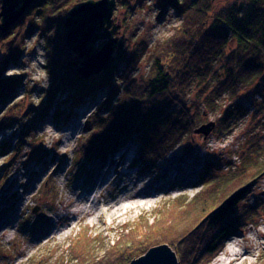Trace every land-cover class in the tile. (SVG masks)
<instances>
[{"label": "rangeland", "instance_id": "obj_1", "mask_svg": "<svg viewBox=\"0 0 264 264\" xmlns=\"http://www.w3.org/2000/svg\"><path fill=\"white\" fill-rule=\"evenodd\" d=\"M214 1L222 11L233 2L244 10L249 0ZM113 19L120 27L108 38L97 40L92 52L105 40L117 38L112 58L120 53L117 71L122 74L114 75L113 83L120 89L133 78L146 77L150 53L172 33L182 17L172 5L160 9L154 0H119ZM45 43L44 33L35 28L25 36L18 60L6 61L0 52V76L17 80L10 97L0 104V118L7 111V117H18L0 127V264H32L34 260L37 264H51L59 257L66 264H84L70 253L72 241L81 232L94 236L91 237L95 239L91 252L84 258L87 264H93L110 246L108 242L117 240L121 243L119 246L131 242L132 234L140 232L138 228L132 231L135 225L141 224L146 217H157L169 205L177 204L176 200L183 202L184 197L192 201V214L202 221L196 242L203 243L210 238L212 230L207 220L212 216L202 218L197 206L214 201L228 188L233 189L231 179L242 172V165L262 157L264 114L255 113L253 104L260 96L244 92L242 85L233 94L217 96L209 92L220 73L219 64H216L214 73L203 81L194 80L187 88L186 96L173 106V116L166 117L161 124L154 123L150 131L146 127L135 133L132 131L115 151L98 158L92 152L94 147L87 145L89 135L85 133L84 122L108 88L94 90L72 109L62 93L47 101L50 76L46 68ZM133 52L138 60L130 71L123 73L122 60ZM209 100L215 102L214 112L206 110ZM236 106L241 108L239 114L236 110L230 122L222 123L226 111ZM195 112L197 120L193 118ZM210 121L215 125L209 134L195 132ZM185 129L189 131L186 133ZM144 134L153 135L146 136L147 140ZM155 148L154 153L161 156L159 159L155 157L153 161V154L151 158L140 154L141 149ZM118 162L122 163V171L128 172V179L107 182L100 189L101 199H109L117 183L118 186L127 183L132 188L139 184L137 180L149 184L152 199L119 219L107 217L104 210L82 212L87 204L82 197L87 194L79 187H89L90 191L94 184L99 186L101 181H108L116 175L113 172ZM183 176L188 177V184H173L176 179L183 180ZM201 186L212 187L207 192L213 195L194 199L201 192ZM93 194L96 195L90 196ZM204 194L207 193L204 191ZM237 201L233 208L228 205L230 210L220 218L225 220L226 226L232 227L212 255L206 257L209 264H214L226 243L235 238L240 239L242 251L248 250L240 264L264 263V168L240 193ZM179 225L170 226L173 229ZM177 243L181 250L183 242L178 240ZM189 248L191 250L181 261L183 264L198 251L195 247Z\"/></svg>", "mask_w": 264, "mask_h": 264}, {"label": "trees", "instance_id": "obj_2", "mask_svg": "<svg viewBox=\"0 0 264 264\" xmlns=\"http://www.w3.org/2000/svg\"><path fill=\"white\" fill-rule=\"evenodd\" d=\"M83 1L33 0L16 22L5 32H0V52L6 61L18 60L23 51L25 36L35 28H40L45 35L46 68L50 76V87L45 96L47 101L50 102L55 94L62 93L72 109L80 105L94 90L108 88L84 122L85 133L89 135L87 145L94 147L92 152L96 157L115 151L118 144L124 142L133 132L143 130L144 127L150 131L154 123L161 124L166 121V117L173 116V106L186 96L187 88L194 80L203 81L211 72L214 73L213 66L216 64H219L220 73L209 92L217 96L233 94L242 85L244 92L252 93L251 96H260V100H254V111L264 114V0H249L244 10L239 8L237 2H233L222 11L218 10L214 0H154L160 9L165 5H172L181 15V22L150 53L146 77L142 80L133 78L127 86L120 89L113 83L114 75L118 76L117 73H120L117 71L120 53L111 58L105 70L87 80L80 77L76 71L80 61L77 53H73L65 45L66 30L63 20L71 7ZM136 55V52H133L123 58V73L130 71L137 62ZM16 84V78L0 76V104L10 97ZM214 103L212 100L207 101L206 110L214 112L217 109ZM236 108L230 107L226 111L222 123L231 121V115L241 109L239 106ZM239 112L238 110V114ZM8 113L9 111L1 116L0 127L18 119L7 117ZM196 115L195 112V120ZM188 131L184 130L186 133ZM152 135L144 134V137L148 140L147 137ZM154 151L157 149H141L140 154H147L150 158L153 154V161L155 157L161 158L159 153L155 154ZM256 159L242 165V172L231 179L234 183L233 189L228 188L215 197L214 201L197 206L202 218L212 216L207 220L212 236L203 240V243L196 242V233L200 230L202 222L201 215L200 220L194 217L192 201L184 197L183 202L176 200L177 204L169 205L167 210L157 217H146L141 224L135 225L132 231L138 228L140 232L132 234L131 242L121 246L117 240L108 242L110 248L107 247L93 264H129L151 247L161 244H167L173 249L179 264H183L181 261L191 250L190 246L198 251L193 257L186 259V264H209L207 258L227 236L228 228L232 227L226 226L225 220L220 218L237 205L240 193L245 191L254 176L264 168V150L262 157ZM210 189L201 186V192L194 199L213 195L207 192ZM204 191L207 194H204ZM184 223L185 225H182ZM172 224L181 225L172 229ZM177 235V240L173 241ZM91 237L94 238L87 232H81L71 243V255L75 259H81L84 264L88 262L84 258L90 254L91 244L95 243V239ZM178 240L183 242L181 250L185 253L178 248ZM34 261L32 264L37 260ZM51 264H66V261L59 257Z\"/></svg>", "mask_w": 264, "mask_h": 264}, {"label": "water", "instance_id": "obj_3", "mask_svg": "<svg viewBox=\"0 0 264 264\" xmlns=\"http://www.w3.org/2000/svg\"><path fill=\"white\" fill-rule=\"evenodd\" d=\"M33 0H0V31L5 32L24 12ZM119 0H84L71 7L63 20L65 27V45L77 53L79 62L76 66L78 75L87 78L108 67L112 58L113 37L98 49L96 41L108 38L120 27L113 19V12ZM101 29L103 31L101 32ZM215 122L210 121L195 129L205 135L209 134ZM35 212V209H34ZM129 264H179L177 256L167 244L151 247L143 255L133 259Z\"/></svg>", "mask_w": 264, "mask_h": 264}, {"label": "bare ground", "instance_id": "obj_4", "mask_svg": "<svg viewBox=\"0 0 264 264\" xmlns=\"http://www.w3.org/2000/svg\"><path fill=\"white\" fill-rule=\"evenodd\" d=\"M96 46V44H95ZM130 164V163H129ZM129 164H127L129 166ZM162 168V167H161ZM116 174L113 178L110 177L108 181L102 183L100 182L99 186H96L89 191V187L80 186L79 190L85 192L87 195L83 196V202L86 204L82 212L84 213H92L95 210V213L104 210L106 216L109 218L119 219L123 216L124 213L128 211H132L133 208L137 206H141L143 204L148 203L152 198L150 192V186L145 181L137 180L138 185L134 184V186L128 187L127 183H123L118 186V183L115 185L113 194H111L109 199L102 198V191L100 190L107 182L116 181L117 179L126 180L128 177V172L122 171V163L118 162L114 168ZM168 170V169H167ZM113 174V175H114ZM183 180L176 179L173 184L183 186L189 183L188 177L183 176ZM90 181H88V184ZM92 185V184H91ZM170 185V184H169ZM97 187V188H96ZM92 193V196H90ZM110 195V194H108ZM97 204V206H95ZM99 207V208H97ZM97 208V209H96ZM69 216V215H68ZM67 216V217H68ZM263 232V231H262ZM262 234L261 232H259ZM244 253H248V250L242 251L240 239L235 238L229 240L224 248L220 251V253L216 256L214 260V264H229L231 261H235L236 264H240L243 261Z\"/></svg>", "mask_w": 264, "mask_h": 264}]
</instances>
